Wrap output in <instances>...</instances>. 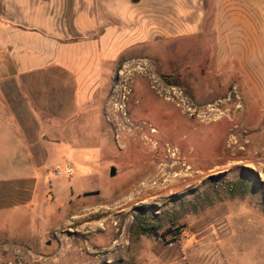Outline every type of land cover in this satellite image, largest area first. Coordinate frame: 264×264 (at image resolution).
Here are the masks:
<instances>
[{"label":"rangeland","instance_id":"1","mask_svg":"<svg viewBox=\"0 0 264 264\" xmlns=\"http://www.w3.org/2000/svg\"><path fill=\"white\" fill-rule=\"evenodd\" d=\"M203 33L108 64L93 125L53 146L28 209L0 214V264H264V75L220 70Z\"/></svg>","mask_w":264,"mask_h":264},{"label":"crops","instance_id":"2","mask_svg":"<svg viewBox=\"0 0 264 264\" xmlns=\"http://www.w3.org/2000/svg\"><path fill=\"white\" fill-rule=\"evenodd\" d=\"M257 4L216 0L206 10L205 0H0V214L28 209L49 179L53 146H74L70 130L93 125L104 70L123 50L213 26L220 70L234 67L238 82L264 75Z\"/></svg>","mask_w":264,"mask_h":264},{"label":"built area","instance_id":"3","mask_svg":"<svg viewBox=\"0 0 264 264\" xmlns=\"http://www.w3.org/2000/svg\"><path fill=\"white\" fill-rule=\"evenodd\" d=\"M55 174L57 176L66 175L68 177H71L73 174V167H72V165H67L64 169L57 167L55 169Z\"/></svg>","mask_w":264,"mask_h":264},{"label":"trees","instance_id":"4","mask_svg":"<svg viewBox=\"0 0 264 264\" xmlns=\"http://www.w3.org/2000/svg\"><path fill=\"white\" fill-rule=\"evenodd\" d=\"M141 231H142L144 234H148V233H150V232H149V228L146 227V226H144V227L142 226V227H141Z\"/></svg>","mask_w":264,"mask_h":264},{"label":"water","instance_id":"5","mask_svg":"<svg viewBox=\"0 0 264 264\" xmlns=\"http://www.w3.org/2000/svg\"><path fill=\"white\" fill-rule=\"evenodd\" d=\"M110 175L111 176H114L115 175V169L114 168L111 169Z\"/></svg>","mask_w":264,"mask_h":264},{"label":"bare ground","instance_id":"6","mask_svg":"<svg viewBox=\"0 0 264 264\" xmlns=\"http://www.w3.org/2000/svg\"><path fill=\"white\" fill-rule=\"evenodd\" d=\"M151 132H156L154 129H152V131ZM178 151V150H177ZM179 153V152H178ZM174 155V154H173ZM172 157V156H171ZM188 169H190V168H188ZM176 176V175H175ZM14 254V253H13ZM17 255H19V254H17ZM19 259V258H18ZM25 259V258H24ZM1 261V260H0ZM25 262V261H24Z\"/></svg>","mask_w":264,"mask_h":264},{"label":"flooded vegetation","instance_id":"7","mask_svg":"<svg viewBox=\"0 0 264 264\" xmlns=\"http://www.w3.org/2000/svg\"><path fill=\"white\" fill-rule=\"evenodd\" d=\"M152 131V130H151ZM151 133H153V132H151ZM154 133H156V132H154Z\"/></svg>","mask_w":264,"mask_h":264}]
</instances>
